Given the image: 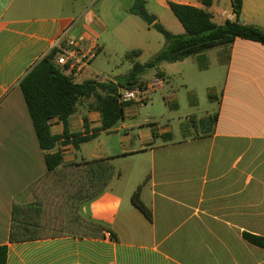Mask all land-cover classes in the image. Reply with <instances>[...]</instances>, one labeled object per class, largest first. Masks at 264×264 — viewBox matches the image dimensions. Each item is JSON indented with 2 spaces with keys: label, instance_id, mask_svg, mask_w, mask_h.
<instances>
[{
  "label": "crops",
  "instance_id": "crops-1",
  "mask_svg": "<svg viewBox=\"0 0 264 264\" xmlns=\"http://www.w3.org/2000/svg\"><path fill=\"white\" fill-rule=\"evenodd\" d=\"M143 1L155 22L173 34L184 30L169 2L203 8L201 0ZM130 3L123 5L124 21L149 30L129 13ZM91 4L0 0V246L7 248L6 264H264V248L243 239L264 238V45L238 38L226 55L212 128L198 118L203 127L195 135L184 129L175 136L169 126L130 124L123 115L77 149L71 138L57 142L51 152L59 151L63 164L108 158L117 172L105 190L78 208L82 218L107 229L102 238L9 242L12 205L32 204L29 186L47 171L19 82L61 37L83 35L88 45L98 44L97 56L102 52L100 37L122 22L102 23ZM208 11L216 24L234 21L230 0H213ZM239 20L264 29V0H242ZM77 108L67 119L70 133L85 135L83 119L88 135L101 127L97 112ZM49 125L51 135L63 134L57 118ZM139 187L151 220L131 204Z\"/></svg>",
  "mask_w": 264,
  "mask_h": 264
},
{
  "label": "trees",
  "instance_id": "trees-1",
  "mask_svg": "<svg viewBox=\"0 0 264 264\" xmlns=\"http://www.w3.org/2000/svg\"><path fill=\"white\" fill-rule=\"evenodd\" d=\"M213 0H201L203 8L168 3L169 9L183 27L184 33L173 34L157 21L150 28L157 31L164 40L163 47L147 62L140 64L134 59L141 55L136 49L128 52L125 59L131 69L121 81H97L86 79L75 83L53 63L58 49H51L19 82L23 99L32 122L40 149L44 152L46 173L29 186L34 202L29 205L14 203L11 211L9 242L18 243L39 239L76 236L80 238H102L107 230L103 226L85 220L79 214V205L103 190L117 176L110 159H96L63 164L59 151L52 153L62 138H71L72 146L88 142L99 132L108 131L123 118L127 103L117 99L118 89L132 90L146 87L143 76L147 71L157 69L160 63H177L189 57L201 61L209 50L223 48L229 52L230 46L238 39L249 40L264 45V29L240 22L242 0H230L234 21L222 24L213 22L208 11ZM144 9L143 0H134L129 13L139 16ZM198 61V62H199ZM200 64V62H199ZM201 65V64H200ZM203 67V66H201ZM93 97L88 110L97 112L101 127L88 135L86 119H83L85 135L70 133L67 119L76 112L81 99ZM210 99V95L208 96ZM57 118L63 125V134L53 136L49 122ZM216 115L210 117L212 128ZM191 126L197 132L202 122L196 116L190 117ZM206 125V122H204ZM156 137L155 131L152 132ZM140 187L132 194L131 204L151 220L150 211L139 198ZM116 239L113 233H110ZM243 239L252 245L264 248V238L243 234ZM7 248L0 246V264H6Z\"/></svg>",
  "mask_w": 264,
  "mask_h": 264
},
{
  "label": "rangeland",
  "instance_id": "rangeland-1",
  "mask_svg": "<svg viewBox=\"0 0 264 264\" xmlns=\"http://www.w3.org/2000/svg\"><path fill=\"white\" fill-rule=\"evenodd\" d=\"M91 3V9L102 23L106 20H113L115 24L119 21L122 23L117 25L113 33L109 30L100 37L99 42L103 43V50L92 62L95 71L90 75L93 77L87 76L84 80L121 81L131 69V63L125 59L128 52L142 48V55L134 60L143 64L163 47V37L157 31L145 28L142 32L136 24L124 21L125 0H91ZM105 4L109 6L108 10L103 6ZM112 6L115 10L110 9ZM143 10L146 11L145 7ZM146 13L150 14V11ZM226 55L225 49L215 48L204 53L201 61L196 57H189L173 64L160 63L157 69L147 71L143 76L146 85L155 83L156 78H163V81L147 94V101L143 104L127 103L123 113L126 121L130 124L150 121L154 123L150 124L151 126H169L175 136H179L184 129H190L195 135L196 130L190 123V117L194 115L204 118V128H210V117L217 112V100L220 98L226 76ZM209 95L211 99L208 98ZM93 101V97L81 99L77 109H88V105ZM172 105H176V108H172Z\"/></svg>",
  "mask_w": 264,
  "mask_h": 264
},
{
  "label": "built area",
  "instance_id": "built-area-1",
  "mask_svg": "<svg viewBox=\"0 0 264 264\" xmlns=\"http://www.w3.org/2000/svg\"><path fill=\"white\" fill-rule=\"evenodd\" d=\"M54 48L58 51L52 61L64 75L75 83L90 76L92 62L99 52V46L95 41L88 45L83 35L66 39L61 37L56 41ZM161 83V81H156L153 84H147L143 89H118L117 99L120 103L138 102L143 104L147 101V94L151 90H155L156 85H161Z\"/></svg>",
  "mask_w": 264,
  "mask_h": 264
},
{
  "label": "water",
  "instance_id": "water-1",
  "mask_svg": "<svg viewBox=\"0 0 264 264\" xmlns=\"http://www.w3.org/2000/svg\"><path fill=\"white\" fill-rule=\"evenodd\" d=\"M138 14H139V17H140L141 19H143V21H144L148 26H152V25L155 23V20H156L155 17H153V16L147 14L145 10H143V9L140 10Z\"/></svg>",
  "mask_w": 264,
  "mask_h": 264
}]
</instances>
